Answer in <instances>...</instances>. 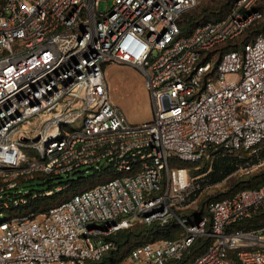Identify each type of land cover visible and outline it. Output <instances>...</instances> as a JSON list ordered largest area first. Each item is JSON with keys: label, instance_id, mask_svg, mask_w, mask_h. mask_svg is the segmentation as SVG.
Segmentation results:
<instances>
[{"label": "built area", "instance_id": "2783aa9c", "mask_svg": "<svg viewBox=\"0 0 264 264\" xmlns=\"http://www.w3.org/2000/svg\"><path fill=\"white\" fill-rule=\"evenodd\" d=\"M262 1L237 0L225 19L186 35L179 22L199 0H0V264L100 261L119 251L120 231L153 224L183 233L136 246L124 264L181 261L205 236L212 246L186 264H234L230 252L264 264V228H242L264 211V183L211 203L207 231L206 218L179 216L199 181L172 166L264 144V33L220 54L263 17ZM101 2L112 6L102 12ZM112 65L142 72L151 120L134 125L114 105ZM84 167L116 177L30 211L69 183L26 194L24 183Z\"/></svg>", "mask_w": 264, "mask_h": 264}, {"label": "trees", "instance_id": "16d2710c", "mask_svg": "<svg viewBox=\"0 0 264 264\" xmlns=\"http://www.w3.org/2000/svg\"><path fill=\"white\" fill-rule=\"evenodd\" d=\"M237 0H219L214 5L204 7L196 16L187 15L186 21L180 20L179 25L186 35H190L197 27L209 22H218L227 17L232 11L231 7L235 6ZM231 10V11H230ZM257 10L263 17L255 21L242 35H246L245 39L238 41L240 38L227 41L220 48V54L227 52L239 51L241 52L244 46L256 40V38L264 33V0L260 2ZM183 16V17H185ZM182 17V18H183ZM181 18V19H182ZM261 146V145H260ZM260 146L257 148L259 149ZM255 155L264 160V148H260ZM252 150L241 149L233 154H226L221 149H211L210 157H204L198 162H184L174 160L173 167L185 168L191 172L192 177H197L206 174V184L210 186L220 185L230 177H232L244 164H246L252 157H250ZM92 178H86L84 175L78 179H69V186L65 191L56 192L51 197L40 198L36 200L29 207L32 212H43L54 208L61 203L71 199L76 194H80L89 190L101 183L108 182L116 177L110 170L105 169L102 172L94 170ZM82 171H79L81 173ZM83 174V173H81ZM264 183V171L255 175H248L238 183L230 187V191L211 197L208 201L200 203V209L197 211H180L179 216L187 218L191 223H196L198 219H207V231L211 230L212 220L209 213V205L213 202L222 201L234 194L243 190L259 189ZM196 193L191 196L190 202L196 200ZM245 230H259L264 228V211L259 212L252 219L243 224ZM183 230L179 227H174L169 230H163L158 224L153 225H139L128 230L120 231L115 237L114 241L119 247V251L106 254L100 261H88L86 264H121L126 260L131 251L138 245L146 243H154L161 240L176 239L180 237ZM142 242H141V241ZM213 244V239L205 236L198 238L190 247L188 252L184 255L181 261H174L169 264H186L195 258L205 253ZM229 257L233 259L234 264H241L236 257L235 252H230Z\"/></svg>", "mask_w": 264, "mask_h": 264}, {"label": "rangeland", "instance_id": "374dc122", "mask_svg": "<svg viewBox=\"0 0 264 264\" xmlns=\"http://www.w3.org/2000/svg\"><path fill=\"white\" fill-rule=\"evenodd\" d=\"M217 1L219 0H199L197 7L188 12L187 15L196 16V14H199L204 7L214 5ZM111 6V2H101L100 11L105 12ZM231 9L233 11L234 6L231 7ZM186 16L181 20L184 19V21H186ZM245 37L246 35H241L238 41L245 39ZM106 79L112 102L123 111L130 123L139 125L153 118L152 99L146 88L145 78L141 71L132 66L112 65L106 70ZM260 148H264V144H262ZM259 149L250 152V157H252L251 160L244 164L232 177L220 185H207L205 180L206 174L192 177L191 172L188 170L191 181L192 179L197 178L199 182L195 184L197 198L191 203L188 202L189 206L185 208V211L199 210L200 203L208 201L211 197L230 191V187L241 181L244 177L264 171V160L255 156L259 152ZM81 171L83 174L79 173L71 175L70 177H63L62 179H53L54 181L52 183L47 180L45 181V179H35L26 182L21 187L22 193L26 194L30 191L42 192L51 188V186L56 183L66 182L69 179H78L83 175L86 178H92L94 175V171L91 167H84ZM3 219V216L0 217V221ZM124 262H121V264H124Z\"/></svg>", "mask_w": 264, "mask_h": 264}]
</instances>
